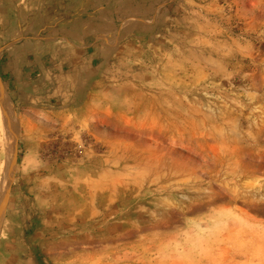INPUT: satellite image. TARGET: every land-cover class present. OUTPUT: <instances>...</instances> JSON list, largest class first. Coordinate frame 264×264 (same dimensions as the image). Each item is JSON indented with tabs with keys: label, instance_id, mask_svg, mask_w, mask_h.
<instances>
[{
	"label": "rangeland",
	"instance_id": "rangeland-1",
	"mask_svg": "<svg viewBox=\"0 0 264 264\" xmlns=\"http://www.w3.org/2000/svg\"><path fill=\"white\" fill-rule=\"evenodd\" d=\"M109 17L62 96L0 74V264H264V0H80L81 28Z\"/></svg>",
	"mask_w": 264,
	"mask_h": 264
},
{
	"label": "crops",
	"instance_id": "crops-1",
	"mask_svg": "<svg viewBox=\"0 0 264 264\" xmlns=\"http://www.w3.org/2000/svg\"><path fill=\"white\" fill-rule=\"evenodd\" d=\"M34 1L25 0V6L16 2L12 10L0 15L1 79L18 98L35 99L48 93L62 96L60 92L80 81V70L100 66L105 52L117 44L119 25L113 20L116 17H109L107 21L115 23L109 30L101 29L100 22L91 29L81 28L80 0L68 2L77 3L76 7L63 8L62 14L66 11L69 16L39 18L31 7ZM90 9L94 13L95 8ZM58 78L62 91L54 93L53 86H59L53 82Z\"/></svg>",
	"mask_w": 264,
	"mask_h": 264
},
{
	"label": "bare ground",
	"instance_id": "bare-ground-1",
	"mask_svg": "<svg viewBox=\"0 0 264 264\" xmlns=\"http://www.w3.org/2000/svg\"><path fill=\"white\" fill-rule=\"evenodd\" d=\"M1 111H2L3 116H4L3 119L5 121L6 127H8L11 115L9 112L5 111L4 108H1ZM11 147H12V143H11V141H8V143H7L8 157L10 155ZM11 168H12L11 164H9V162H8V166L4 172V177H2L3 179L0 182V219H1V211L3 210L2 206H4L3 205V201L5 199L4 195H5L6 190L9 188V181L11 178Z\"/></svg>",
	"mask_w": 264,
	"mask_h": 264
}]
</instances>
